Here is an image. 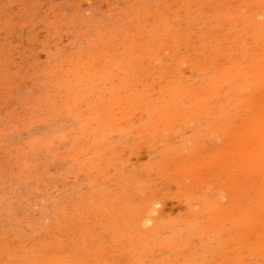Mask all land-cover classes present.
Segmentation results:
<instances>
[{
  "label": "rangeland",
  "instance_id": "374dc122",
  "mask_svg": "<svg viewBox=\"0 0 264 264\" xmlns=\"http://www.w3.org/2000/svg\"><path fill=\"white\" fill-rule=\"evenodd\" d=\"M0 264H264V0H0Z\"/></svg>",
  "mask_w": 264,
  "mask_h": 264
},
{
  "label": "bare ground",
  "instance_id": "6f19581e",
  "mask_svg": "<svg viewBox=\"0 0 264 264\" xmlns=\"http://www.w3.org/2000/svg\"><path fill=\"white\" fill-rule=\"evenodd\" d=\"M152 221V220H151Z\"/></svg>",
  "mask_w": 264,
  "mask_h": 264
}]
</instances>
